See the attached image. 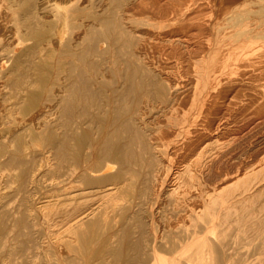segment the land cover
Masks as SVG:
<instances>
[{
  "label": "bare ground",
  "instance_id": "bare-ground-1",
  "mask_svg": "<svg viewBox=\"0 0 264 264\" xmlns=\"http://www.w3.org/2000/svg\"><path fill=\"white\" fill-rule=\"evenodd\" d=\"M69 1L0 0V264H264V0Z\"/></svg>",
  "mask_w": 264,
  "mask_h": 264
},
{
  "label": "rangeland",
  "instance_id": "rangeland-1",
  "mask_svg": "<svg viewBox=\"0 0 264 264\" xmlns=\"http://www.w3.org/2000/svg\"><path fill=\"white\" fill-rule=\"evenodd\" d=\"M76 1H77V0H72V2H71V0H70V1L68 2L69 5H68V4L64 5L65 8H66L65 10H71V9H73V8L75 7V4L77 3ZM225 1L227 2L228 0H223L224 3H223L222 1H221V3L225 4V3H226ZM72 4H73V5H72ZM227 4H228V3H227ZM227 4H226V5H227ZM18 12H20V11H18ZM104 44H105V43H104ZM104 44H103V46L106 45V44H105V45H104ZM105 59H106V60H109L110 57L107 56ZM111 59H113V58H111ZM106 66H107V65H106ZM106 66H104V67H106ZM44 175H45V177H44ZM44 175H43V179H44V180H47L46 182H49V181H50V178H49L50 175H49V173H48V172L46 173V171H45V172H44ZM41 178H42V177H41ZM47 178H49V180H48ZM41 180H42V179H41ZM11 185H12V184H11ZM11 185H10V186H11ZM12 186L14 187L15 184L12 185ZM127 198H128V197H126L125 199H127ZM125 199H124V201H123V198H122V199H121L122 201L117 202V203H118L119 205H121V204H122V205H127V204H128V201L125 200ZM121 202H123V203H121ZM124 202H125V203H124ZM108 215H109L110 217H112V216L115 215V213L113 214L112 212H110V213H108ZM209 236H212V237H213V235H211L210 233H209ZM239 239L241 240V241L239 240V245H240V246H246V245H247V243L245 244L246 239H245L243 236H240ZM242 244H243V245H242ZM1 254H2V252H0V256H2Z\"/></svg>",
  "mask_w": 264,
  "mask_h": 264
}]
</instances>
